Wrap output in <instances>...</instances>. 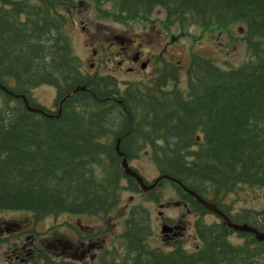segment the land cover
I'll return each instance as SVG.
<instances>
[{"label": "trees", "instance_id": "obj_1", "mask_svg": "<svg viewBox=\"0 0 264 264\" xmlns=\"http://www.w3.org/2000/svg\"><path fill=\"white\" fill-rule=\"evenodd\" d=\"M81 1L121 23L159 10L177 32L240 24L246 60L232 65L192 51L186 85L181 65L161 59L152 78L121 86L114 74L83 69L68 31ZM41 85L55 88L56 110L34 97ZM143 153L158 171L147 184L174 179L161 178L150 200L162 203L155 189L174 185L196 215L195 247L152 246V213L139 203L124 219L123 245L103 247L93 264H264V240L189 192L264 232V206L232 211L223 201L244 186L262 189L264 200V0H0V212L26 211L34 223L105 216L124 191H144L123 166ZM32 256L35 264H83L41 247Z\"/></svg>", "mask_w": 264, "mask_h": 264}, {"label": "rangeland", "instance_id": "obj_2", "mask_svg": "<svg viewBox=\"0 0 264 264\" xmlns=\"http://www.w3.org/2000/svg\"><path fill=\"white\" fill-rule=\"evenodd\" d=\"M163 16V12L158 10L150 19L137 18L121 23L102 15L94 2L81 1L72 15L68 31L75 52L82 60L83 69L93 73H113L120 80L121 86L125 81L152 78L161 59L181 65L182 85H186L185 70L190 63L192 51L232 65L246 60V47L242 40L244 29L240 24L209 30L192 27L177 32V28H165ZM118 49L121 55L126 52L130 55L121 68L118 67L120 57H108V51L115 52ZM136 53L141 56V61L133 65L131 57ZM148 58L152 60L144 67L141 66ZM130 66H135V69L130 71ZM55 93L51 85H41L33 90L34 97L43 106L54 110ZM130 165L147 181L152 182L158 176L147 153L132 159ZM163 186L155 189L162 192V203L150 200L154 188L144 189L141 193L124 191L120 204L105 216L65 213L57 217L48 216L34 223L26 211L0 212V228L6 226L0 234V264H35L32 253L37 247L58 257L67 256L83 264H93L103 247L123 245L120 234L124 219L131 205L139 203L148 206L152 213L155 229L149 239L152 246L170 248L173 242L183 241L192 250L196 244L193 226L196 215L186 208L172 183L167 182ZM262 194V189L244 186L223 201L227 206H234L231 207L232 211L242 206L262 208ZM205 219L219 220L214 213H207Z\"/></svg>", "mask_w": 264, "mask_h": 264}, {"label": "water", "instance_id": "obj_3", "mask_svg": "<svg viewBox=\"0 0 264 264\" xmlns=\"http://www.w3.org/2000/svg\"><path fill=\"white\" fill-rule=\"evenodd\" d=\"M81 88V86H79L77 89ZM77 90H75L76 92ZM31 110H34V111H38V112H42V113H46V111L42 108H33V107H30ZM119 143H120V139L118 140V144H117V149L119 151V153L121 155H124V152L123 151H120V146H119ZM123 166L125 168V172L133 177H135L141 184L142 188L144 189H151L153 188L157 183L158 181L161 179V178H164V177H167V178H170L172 180H174L173 178L169 177V176H161L159 177L156 182L152 183V184H147L145 182V179L144 177L138 172L136 171L134 168H132V166L130 165L128 159L125 157L123 159ZM190 193H192L193 195H195L202 203H204L205 205H207L208 207H210L211 209L221 213V210L216 206L215 203H210L208 201H206L205 199H203L202 197H200L197 193H195L194 191H191L189 190ZM226 217V219L228 220L229 224L231 226H233L236 230H240V231H249V232H252L256 235V237L259 239V240H264V232L262 231H259L258 229L248 225V224H236V223H233L229 220V218L224 215Z\"/></svg>", "mask_w": 264, "mask_h": 264}, {"label": "flooded vegetation", "instance_id": "obj_4", "mask_svg": "<svg viewBox=\"0 0 264 264\" xmlns=\"http://www.w3.org/2000/svg\"><path fill=\"white\" fill-rule=\"evenodd\" d=\"M119 51H120V49L115 50V52L114 51H108V53L110 54V55L108 54L109 55L108 57L111 56V58H114V59L117 58V57H120L119 60H118V67L121 68L122 65L124 64V62L129 59L130 55H128L127 52H126L125 55H121V52H119ZM94 52H96V51H94ZM116 53H118V54H116ZM151 60H152V58H148L147 61L146 62H143L141 66L144 67ZM139 61H141V56L139 55V53H136L135 55H133L131 57V62L134 63L133 65H137L139 63ZM143 67H141V68L144 69ZM128 69L130 71H132V70L135 69V66H130ZM111 74H113V73H111ZM220 214H222L223 216L225 215L222 212ZM5 227L6 226H4L3 228H0V234L3 232V230L5 229ZM120 237L122 238L121 234H120ZM106 247H108V246H106Z\"/></svg>", "mask_w": 264, "mask_h": 264}]
</instances>
